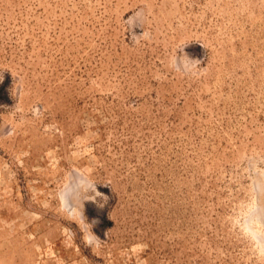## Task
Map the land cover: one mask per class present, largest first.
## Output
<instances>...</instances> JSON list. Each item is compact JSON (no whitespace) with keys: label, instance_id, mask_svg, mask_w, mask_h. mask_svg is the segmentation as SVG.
Instances as JSON below:
<instances>
[{"label":"rangeland","instance_id":"1","mask_svg":"<svg viewBox=\"0 0 264 264\" xmlns=\"http://www.w3.org/2000/svg\"><path fill=\"white\" fill-rule=\"evenodd\" d=\"M0 264H264V0H0Z\"/></svg>","mask_w":264,"mask_h":264},{"label":"clouds","instance_id":"2","mask_svg":"<svg viewBox=\"0 0 264 264\" xmlns=\"http://www.w3.org/2000/svg\"><path fill=\"white\" fill-rule=\"evenodd\" d=\"M135 22H137V21L133 20L132 27L135 25ZM177 52H179L181 54V63L183 64V66L185 68V73L191 74V73H193L199 69V65L201 63L200 60L189 57L188 54L186 52H184V47L177 49ZM171 63L176 68V55H175V57H173ZM88 186L93 188V191L98 192V189H96L94 183H91L89 181ZM99 195L103 196L102 193ZM61 199H62V203H63V196H61ZM92 202H95V200L93 199Z\"/></svg>","mask_w":264,"mask_h":264}]
</instances>
